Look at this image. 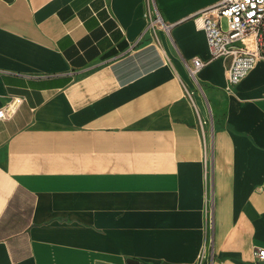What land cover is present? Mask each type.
Segmentation results:
<instances>
[{"label":"crops","instance_id":"obj_1","mask_svg":"<svg viewBox=\"0 0 264 264\" xmlns=\"http://www.w3.org/2000/svg\"><path fill=\"white\" fill-rule=\"evenodd\" d=\"M156 1L134 49L143 0H0V264H254L264 62L226 91L193 18L221 0Z\"/></svg>","mask_w":264,"mask_h":264},{"label":"built area","instance_id":"obj_2","mask_svg":"<svg viewBox=\"0 0 264 264\" xmlns=\"http://www.w3.org/2000/svg\"><path fill=\"white\" fill-rule=\"evenodd\" d=\"M143 2L146 26L132 48L137 49L144 42L161 47L159 33L170 35L172 25L164 20L156 0ZM193 18L205 33L211 58L229 61L226 91H231L259 62H264V0H221L202 9ZM205 65L200 58L186 63L189 76L199 87L197 76ZM21 103L22 98L12 96L0 107V121L13 117ZM208 218L212 223L210 210ZM252 259L254 264H264V247H254Z\"/></svg>","mask_w":264,"mask_h":264},{"label":"rangeland","instance_id":"obj_3","mask_svg":"<svg viewBox=\"0 0 264 264\" xmlns=\"http://www.w3.org/2000/svg\"><path fill=\"white\" fill-rule=\"evenodd\" d=\"M223 25H224V27H225V26H226V23L224 22Z\"/></svg>","mask_w":264,"mask_h":264}]
</instances>
